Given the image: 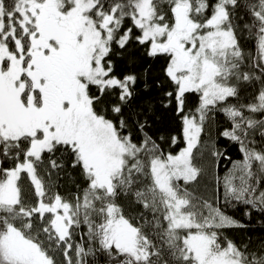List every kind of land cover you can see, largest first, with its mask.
Listing matches in <instances>:
<instances>
[{"label":"snow or ice","instance_id":"6c2138e0","mask_svg":"<svg viewBox=\"0 0 264 264\" xmlns=\"http://www.w3.org/2000/svg\"><path fill=\"white\" fill-rule=\"evenodd\" d=\"M230 209L264 216V0H0V264H264Z\"/></svg>","mask_w":264,"mask_h":264},{"label":"trees","instance_id":"16d2710c","mask_svg":"<svg viewBox=\"0 0 264 264\" xmlns=\"http://www.w3.org/2000/svg\"><path fill=\"white\" fill-rule=\"evenodd\" d=\"M242 44L245 47V52L247 53H252L255 54V47H254V41L251 40H242ZM138 56L139 54L136 53ZM151 64L152 68L151 71L153 74H159V70L162 64V60H156V61H150L147 59L141 60V65L142 66H147V64ZM162 119H160L153 131L155 135L159 136L161 134H168V133H175L178 129V124L175 118L168 114V113H162L161 114ZM218 120L222 121V117H217ZM215 126L212 128V135L215 137ZM207 138V137H206ZM220 147L223 149L226 145L229 147V150L231 152V155L233 156L234 159L239 158V152L236 149L234 145L228 144V142L224 139H220L219 141ZM167 147V146H165ZM178 149H173V151H176ZM5 167L10 166V164L5 163ZM226 166V162L221 161V166H220V172L221 174L223 173L224 169ZM206 167H209L207 162H206ZM211 180V170L209 168V171L206 172L204 176L201 177V183H200V188L203 191V186L205 185L206 182ZM80 183V178L78 175V172L71 170L70 168L67 170L65 174H63V178L59 182V192L61 195L64 196H70L72 192L75 191V184L73 183ZM22 187L24 188V191L27 193L28 192V181L24 179L22 181ZM211 189H208V193L210 194ZM230 214L234 215L238 220H241L242 223L248 225L246 228H241V229H228L226 230V234L234 239L237 243H246L248 242L249 238H251L253 241H259L264 239V216H260L257 213H253V216L251 219H246L243 216L242 211L240 210H229Z\"/></svg>","mask_w":264,"mask_h":264}]
</instances>
